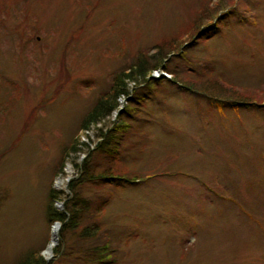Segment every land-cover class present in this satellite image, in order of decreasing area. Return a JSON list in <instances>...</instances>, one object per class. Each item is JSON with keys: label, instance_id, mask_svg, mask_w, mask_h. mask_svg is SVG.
I'll return each instance as SVG.
<instances>
[{"label": "rangeland", "instance_id": "1", "mask_svg": "<svg viewBox=\"0 0 264 264\" xmlns=\"http://www.w3.org/2000/svg\"><path fill=\"white\" fill-rule=\"evenodd\" d=\"M141 56L146 79L114 89ZM225 87L257 106H220ZM104 96L116 107L84 126ZM120 123L119 157L153 177L101 187L117 264H264V0H0V264L47 256L50 190L64 211L57 180Z\"/></svg>", "mask_w": 264, "mask_h": 264}, {"label": "trees", "instance_id": "2", "mask_svg": "<svg viewBox=\"0 0 264 264\" xmlns=\"http://www.w3.org/2000/svg\"><path fill=\"white\" fill-rule=\"evenodd\" d=\"M164 52H159L156 66H162L164 61L169 60L166 57L170 51L165 55ZM137 59L130 66V68H134L131 72H122L114 77L115 82L112 84L114 89L118 87L117 91H127L125 79L132 77L134 73H138L146 79L149 59L144 56ZM171 80L181 89L194 95L207 97L208 100L212 98V93L203 90H209L212 85L201 86V82L191 77L184 80L178 72H175L174 79ZM226 88L228 87H225V92L227 91L229 94L215 97L221 105L234 104L231 101H243L246 104L253 101L252 99L250 101L228 98L233 92ZM112 97L110 100L108 96H104L94 104L86 115L84 126L110 113L116 107L117 101L115 97ZM135 99L137 96H134ZM124 112L127 113L126 110ZM125 125L120 123L116 128L107 132L104 135V141L83 161L80 166V175L71 180L69 184L71 194L65 202L64 211L59 210L54 204L58 192L55 189L50 190L47 217L51 221L60 220L63 223L61 242L55 248V258L47 261L40 252L30 251L24 259L20 260L19 264H117V260H114L117 256V248L113 247L110 232L105 229L100 216L103 209L111 202L112 194L104 192L101 187L108 183L128 184L136 178L126 167L124 159L119 157L122 151L121 144L125 142V135L128 133L126 128H129L128 125ZM122 129H125L123 133H121Z\"/></svg>", "mask_w": 264, "mask_h": 264}, {"label": "bare ground", "instance_id": "3", "mask_svg": "<svg viewBox=\"0 0 264 264\" xmlns=\"http://www.w3.org/2000/svg\"><path fill=\"white\" fill-rule=\"evenodd\" d=\"M72 173H73V168L69 164L67 169H66V174L63 177L58 179L60 186H65L66 185L67 179H68L69 176L72 175Z\"/></svg>", "mask_w": 264, "mask_h": 264}, {"label": "water", "instance_id": "4", "mask_svg": "<svg viewBox=\"0 0 264 264\" xmlns=\"http://www.w3.org/2000/svg\"><path fill=\"white\" fill-rule=\"evenodd\" d=\"M59 227H60V224L59 223H56L55 229H54L56 232L55 231L53 232V245L56 244L57 241H58V234H57V232H58ZM48 248L51 250L52 249V245H50Z\"/></svg>", "mask_w": 264, "mask_h": 264}]
</instances>
